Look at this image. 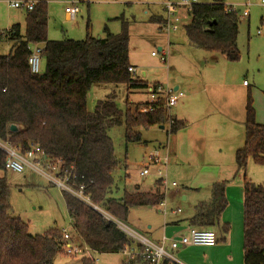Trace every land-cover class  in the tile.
I'll use <instances>...</instances> for the list:
<instances>
[{"label":"trees","instance_id":"obj_1","mask_svg":"<svg viewBox=\"0 0 264 264\" xmlns=\"http://www.w3.org/2000/svg\"><path fill=\"white\" fill-rule=\"evenodd\" d=\"M27 12L25 33L19 26L3 33V40L13 43L7 56L0 54V143H10L26 153L31 144H38L53 164L60 162L61 176L70 173L69 184L84 194L95 206L105 202L118 167L109 126L122 123V113L111 101L99 102L90 113L88 93L93 85L125 86L130 93L150 86L133 77L128 68L129 32L123 21L122 33L114 35L108 27L104 37L90 35L83 41L48 39V1ZM191 23L185 28L189 41L209 53H219L228 60L239 61V17L227 11L223 0L194 5L187 13ZM164 23L165 18L156 19ZM6 36V37H5ZM44 45L42 59L45 72L33 75L28 66L30 45ZM164 101H160L162 105ZM139 106V105H138ZM137 106V107H138ZM134 105L124 117L128 142L142 141L137 130L141 127L165 126L168 115L160 108L152 113H138ZM171 134L185 128L184 122L172 119ZM16 126V131L11 128ZM245 144L235 155L238 173H245L248 159L264 164V125L256 122V113L249 95L246 104ZM6 153L0 148V172L6 173ZM164 198L161 182L153 193L126 194L121 200L108 202L107 213L119 222H127L130 210L156 207ZM64 200L72 223L74 239H80L95 254H122L136 241L126 235L112 220L92 207L64 192ZM228 207L226 185H213L210 200L200 203L190 220V227L215 230L222 227L224 237L230 226H221ZM216 233V232H215ZM217 236V234H216ZM219 242L217 238V243ZM65 244L59 230L33 236L28 224L10 215V187L6 177H0V264H55ZM244 264H264V186L244 179ZM81 264H95L84 258ZM164 264H168L165 262Z\"/></svg>","mask_w":264,"mask_h":264},{"label":"rangeland","instance_id":"obj_2","mask_svg":"<svg viewBox=\"0 0 264 264\" xmlns=\"http://www.w3.org/2000/svg\"><path fill=\"white\" fill-rule=\"evenodd\" d=\"M16 0H0V54L7 56L13 43L3 40V33L13 25H20L21 36L25 33L27 12L14 9L8 3ZM211 4L213 0H203ZM264 0H223L227 6L238 11H245L250 5V17L239 20L238 49L239 61L228 60L219 53H209L198 49L187 35L186 27L191 17L182 14V19L175 25V31L169 35L161 31L160 23L150 22L151 18H165L164 3L146 5H125L121 0H49L48 1V39L51 41H83L87 37L89 24L90 35L104 37L108 27L114 35L122 33L123 21L128 23L129 62L138 69L142 81L164 82L167 88L173 85L193 88L197 93L195 102L199 109L192 110V120L176 134L168 135L159 126L139 128L137 132L142 141L128 142L124 117L127 109L137 107V102L147 99V91L127 92L125 86L111 84L93 85L88 93L87 106L90 113L96 110L100 101L114 98L116 107L122 113V123L109 126L107 136L111 139L114 156L118 167L113 173V184L107 192L105 202L98 208L107 213L108 202L121 200L126 194L140 190L153 193L157 189L160 177L156 167H150L152 174L142 177L141 173L149 163V158L167 156L165 146L170 142L174 153L170 152L167 166L168 207H179L185 225L190 226L189 218L194 214L195 206L210 199L213 185L224 183L228 207L221 219V226L229 225L234 241H239L244 217L241 219L239 204L244 194V179L256 186H264V164H257L253 158L248 159L245 173L237 172L235 155L237 148L245 144L246 104L250 95L256 113V122L264 125ZM179 3L180 0H172ZM75 3L79 14L71 19L66 9ZM160 27V29H159ZM6 37V36H5ZM168 52V63L162 64L160 51ZM152 53L158 55L153 57ZM42 74L45 64L41 66ZM145 74V76H143ZM244 82L250 85L245 88ZM183 94H185L183 92ZM203 115H202V114ZM200 115L197 117L196 115ZM6 177L10 187V215L21 218L28 224L33 236L44 235L50 230H65L74 235L71 220L64 200V192L48 178L33 170L26 169L18 174L11 171L0 172ZM172 183L177 188H172ZM178 191L174 204L169 203V195ZM182 196L187 199L182 200ZM156 206L155 208H158ZM155 208H137L130 210L127 222H119L122 231L129 237H144V230L149 225L160 231L164 225L163 215ZM100 213V212H99ZM243 215V212H242ZM106 216V215H105ZM244 216V215H243ZM228 220V222L225 221ZM218 244L220 236L224 237L222 227L216 229ZM243 242V241H242ZM74 243L75 240H74ZM243 250V244H242ZM227 250L205 253L211 264H244L238 258L229 262ZM175 255V254H174ZM204 254L201 253V256ZM175 257L183 264H191L186 257ZM85 257H70L65 247L55 264H81ZM95 264H123L121 254H93Z\"/></svg>","mask_w":264,"mask_h":264},{"label":"built area","instance_id":"obj_3","mask_svg":"<svg viewBox=\"0 0 264 264\" xmlns=\"http://www.w3.org/2000/svg\"><path fill=\"white\" fill-rule=\"evenodd\" d=\"M36 0H16L8 3L10 7L26 12H31L38 5ZM205 4L203 0H180L179 3L166 2L164 4L165 22L161 25V31L166 32L168 35L175 31V25L182 19L181 12L189 13L194 5ZM264 6V1L262 2ZM229 13H235L239 19H247L250 16V5L247 9L241 13L233 6H227ZM79 7L75 3L66 9L67 15L71 19H75L79 14ZM30 54L28 56V66L30 72L33 75H41V66L43 63L42 54L45 50L44 45H30L28 47ZM153 57H158L157 54L152 53ZM160 60L162 64L168 63V52L160 51ZM129 73L133 76H137V69L134 67L128 68ZM244 85H248L244 82ZM152 101L147 104H141L138 107H134L138 113H152L157 109L163 108L166 110L168 115V122L166 127L168 129V135L170 138L171 129L173 125V117L171 110L177 106L180 99L184 97L183 92L174 91L167 88L164 85H158L157 87L150 86L147 89ZM158 96H163L164 103L160 104ZM0 148L6 153L7 159L5 163V169L14 173L22 174L26 169L33 170L37 173L45 175L48 180L66 193L72 195L76 199L92 207L95 211L100 212L98 206L93 205L90 199L84 194V187H80L79 190H75L70 184V173H65L61 176L60 162L55 164L49 160L44 150L38 144H31L29 150L26 153H22L18 147L12 146L10 143H0ZM167 149V156L162 160L159 156H152L149 158V163L142 171L141 176L146 177L152 174L150 167H156V175L160 177L159 181L164 193V198L159 204L160 212L166 216L167 214V192L169 191V183L167 181V166L169 163L170 156V142L165 146ZM172 188H177L176 183H172ZM176 214H180L181 210L176 209ZM103 216L112 220L121 230L122 226H119V221L113 219L108 214L101 213ZM72 224V223H71ZM136 241V245L121 255L125 258L123 264H183L174 255V252L179 249L180 246H203V247H214L217 245V236L213 230H199L191 228L187 236H183L179 239H171L163 236L159 242H152L145 237H130ZM74 237L67 231L62 232V242L65 244L66 253L70 257L84 256L85 258L94 260L93 254H95L89 247L83 245L80 239L76 243L73 242ZM95 261V260H94Z\"/></svg>","mask_w":264,"mask_h":264},{"label":"crops","instance_id":"obj_4","mask_svg":"<svg viewBox=\"0 0 264 264\" xmlns=\"http://www.w3.org/2000/svg\"><path fill=\"white\" fill-rule=\"evenodd\" d=\"M121 1H122L121 3H123L125 5L126 4L127 5H132V4L146 5V4H159V3L161 4L164 2L165 3L171 2L172 0H121ZM181 13H185V11L181 12ZM185 14L188 15L187 13H185ZM156 19H157L156 17H153V18H151L150 22H152L154 24H158V26H160ZM48 22H49V16H48ZM14 26L20 27L19 24L13 25L9 30H11ZM159 29H160V27H159ZM9 30H7V31H9ZM130 66L136 68L134 65L130 64ZM137 73H138V69H137ZM143 76H145V74H143ZM136 78L141 80V78H139L138 76H136ZM144 82H147V81H144ZM147 83L150 85H152V84L165 85L164 82H160V81H153V82H147ZM243 86L245 88L250 87V85H243ZM173 87H174V89H173L174 91H181V92H184L185 94H184V97L182 99H180L177 106H175L171 110V115L174 119H176L180 122H184L185 125L187 123H191L189 121H190V119L191 120L193 119L192 118V115H193L192 110L194 108L199 109V107H198V105L194 99L195 96L197 95V93H195L196 91L191 87H189L188 89H186V87L182 88L181 84H175V85H173ZM147 94H148V92H147ZM157 98L160 101L163 100L162 99L163 96H158ZM108 100H111L115 103L114 98H108V99L103 100V101H108ZM103 101H100V102H103ZM151 101H152V99H151L150 95L148 94L147 99L143 100L141 102H137V105L147 104V103H150ZM201 114L200 115L198 114L196 116L199 117V116H201ZM258 124H260V123H258ZM260 125H262V124H260ZM161 127H163V128H161ZM160 128L162 130H165V126H160ZM241 148H237V149H241ZM170 152L173 154L174 149L171 148ZM138 191L140 192V190H138ZM162 191H163V189H162ZM141 193H144V192H141ZM178 195H179L178 191H176V190H173L172 192H170L169 203L174 204ZM226 195H227V193H226ZM210 197H211V195H210ZM186 199H187V196H182V200L185 201ZM152 208H155V207H152ZM195 208H196V206H195ZM155 209H156V211L160 212L159 208H155ZM176 209H180V208L179 207H174V208L168 207V203H167V214H166V216H164L160 212L164 218V225H163L162 229L160 231H155V230H153V226L149 225L147 227V229L144 230L145 234H143V236L145 238L149 239L150 241L156 242V243L159 242L163 236H166V237L171 238V239H179L183 236H187L191 230V227L185 225L182 221L183 218H181V216L183 215L184 212H182V210L180 209L181 213L176 214L175 213ZM239 209H240L239 211L241 212V219H242L244 217L243 216L244 215V194H243V200L241 198V201L239 204ZM194 211H195V209H194ZM242 212H243V215H242ZM193 216H194V214L191 216V218H189L188 222H190V220L192 219ZM225 221L228 222V220H226V219H225ZM226 224H228V223H226ZM230 229H231V227H230ZM215 232H216V230H215ZM72 236L74 237V235H72ZM220 238H221V236H220ZM225 239L226 240L223 242V244L217 243V245L214 247H203V246L183 247V246H180L179 249L174 252V254L176 256L186 257L191 264H211V262H208V258H207V256H205V253L212 252L213 254H217V252L223 251V250L228 251L227 253H229V255H230L229 256V262H231V263L234 262L235 260H237L238 258H240V260H242V256L244 259V252L242 250V244H243L242 232H241L239 241H237V240L234 241L232 232H229V234H227ZM74 240H75V242H77V238ZM201 253H203L204 255L201 256ZM124 261H125V258H124Z\"/></svg>","mask_w":264,"mask_h":264},{"label":"water","instance_id":"obj_5","mask_svg":"<svg viewBox=\"0 0 264 264\" xmlns=\"http://www.w3.org/2000/svg\"><path fill=\"white\" fill-rule=\"evenodd\" d=\"M98 39H100V38H98ZM159 51H161V49H159ZM161 128H163V127H161ZM18 128L16 127V126H13L12 128H11V131H16Z\"/></svg>","mask_w":264,"mask_h":264}]
</instances>
